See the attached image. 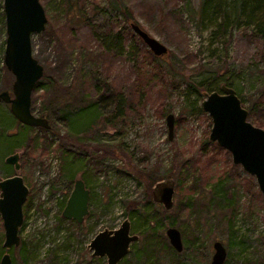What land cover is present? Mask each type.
<instances>
[{
  "label": "rangeland",
  "instance_id": "1",
  "mask_svg": "<svg viewBox=\"0 0 264 264\" xmlns=\"http://www.w3.org/2000/svg\"><path fill=\"white\" fill-rule=\"evenodd\" d=\"M40 1L48 21L44 31L32 36L33 55L46 75L56 79L57 92L71 85V105L51 119L54 131L31 128L27 134L37 141L28 143L19 135L21 124L9 106L0 103V179L14 173L3 159L17 151L18 174L28 187L20 245L9 251L13 264H105V258L91 256L87 245L98 231L117 228L126 218L133 231L137 220L129 218V211L141 214L147 204L143 181L134 177L138 169L152 172L159 181L171 178L175 187L172 208L152 203L151 212L161 219V226L151 221L134 230L139 235L137 246L144 238L140 232L151 233L153 228L169 244L165 230L173 226L180 231L182 250L167 248L163 264H210L215 241L225 247L223 264H263L264 198L254 177L234 165L227 150L208 140L211 120L207 113L197 114L203 95H197L191 85L209 79L216 87L226 82L246 109L260 103L255 109L264 117L261 32L243 17L232 25L230 19L224 32L209 19L200 22L201 0ZM82 4L89 21L98 29L120 31L126 51L132 44L139 49L136 56L101 54L84 16L79 22ZM123 7L131 10L134 19L124 22ZM1 12L2 0L0 18ZM131 22L163 43L167 54L157 59L134 34ZM4 46L5 23L0 22V91L10 90L13 81L4 64ZM96 78L105 80L110 89L95 90L94 82L101 85ZM38 82L32 98L61 94L50 92L46 76ZM114 92L124 94L132 109L112 126L94 119L90 124L94 129L84 132L87 120H79V110L91 101L95 116L112 113ZM38 106L33 108L36 114ZM169 113L174 122L171 139L166 124ZM68 123L75 135L69 133L71 137L62 141L58 135H67ZM64 149L76 153L72 162L76 178H82L90 190L92 215L80 230L67 220L59 221L64 195L68 197L72 189L66 190L60 174ZM2 241L0 220V256Z\"/></svg>",
  "mask_w": 264,
  "mask_h": 264
},
{
  "label": "water",
  "instance_id": "2",
  "mask_svg": "<svg viewBox=\"0 0 264 264\" xmlns=\"http://www.w3.org/2000/svg\"><path fill=\"white\" fill-rule=\"evenodd\" d=\"M5 23L4 64L12 74L10 90L0 91V103L9 106L11 115L21 124L49 129L45 117L36 115L31 109V98L37 82L44 75V67L33 55L32 36L45 30L48 21L40 0H2ZM130 28L156 57L167 54V47L149 35L137 23L131 22ZM264 59V46L262 48ZM202 109L211 120L208 135L210 142L227 150L234 165L253 176L258 190L264 198V128L248 120V110L243 106L235 90L225 84L218 89L203 91ZM168 138L173 135V114L166 116ZM19 153L6 158L13 163L16 174L0 180V220L3 227L0 264H12L10 250L20 245L19 230L24 221L23 205L28 194L21 175ZM175 182L171 178L157 181L151 188L153 203L165 209L173 206ZM90 190L82 178H76L61 211L64 219L82 224L89 214ZM165 235L170 246L182 250L180 231L173 226L167 227ZM139 235L131 233L129 219H124L117 228H104L89 241L91 256L105 258V264H118L129 253L130 247L137 242ZM214 253L210 264H223L226 250L220 241L213 243ZM264 253V252H263ZM264 264V256H263Z\"/></svg>",
  "mask_w": 264,
  "mask_h": 264
},
{
  "label": "trees",
  "instance_id": "3",
  "mask_svg": "<svg viewBox=\"0 0 264 264\" xmlns=\"http://www.w3.org/2000/svg\"><path fill=\"white\" fill-rule=\"evenodd\" d=\"M118 8H115V9H118ZM227 8H230L231 10H226ZM85 9L87 8L82 4L81 10H80L81 16L78 18L79 22H83L82 16H84L83 18L84 25L88 26L91 29L90 36L92 40L94 42H97L98 46L100 45V47L102 48L101 50L103 51V53L101 54H105L107 56H121V55H124L125 53H130L131 55L136 56L135 53L139 49L136 46H134V44H132L131 46H129L128 50L126 51L125 43H124L125 39L123 38L120 31L114 32L111 29L110 30L109 29L108 30L98 29V27H96V25L93 24L92 21H89L86 15L87 12ZM121 11H122L121 14H122L124 22L134 19L133 13L131 12V10L127 9V7H123ZM197 15H198V19L200 22H202L205 19H209L211 22H213L216 25V27L219 28V32H224L227 30L226 29L227 24L230 19H231L230 25H232L234 23H237L240 17H243L247 21L248 24L255 25V28L259 32H261L262 37L264 39V0H201V6L197 12ZM0 22L2 23V26H4L3 12H1ZM93 57L95 58L99 56L98 54H94ZM156 58L159 59L158 57ZM45 76L48 79L47 87L49 88L50 92L55 93L57 89L55 88L57 84L56 79L54 77H49L48 75H46V71L44 70L43 77ZM97 76L98 75L96 74V77ZM95 81H98L101 83L100 85V84H97V82H94L95 90H99V87L101 88L105 87L104 91H107L108 89H110L108 85L106 84L105 80L103 81L99 78H96ZM210 82H211V79L203 81V82H199L197 84H191L192 89L197 93V95L202 96L203 91L216 90L219 88L221 84H225L228 86L226 82H221V84L218 85V87H216V86H212ZM39 85L40 83L38 82L36 88H38ZM103 85H106V86H103ZM70 89H71V85L68 84V86L63 88L61 92L56 91L57 93H61L60 95H52L51 97H47L46 95L39 96V97H42L41 103H39L38 101L39 97L31 98L32 111L36 105L37 106L39 105L38 106L39 111L37 112V114L36 113L35 114L38 116L45 117L50 124L51 119L53 118V116L56 115V113H58L60 109L68 110L70 108L71 104L69 103L70 102L69 97H71V95H70V92H68L70 91ZM64 94H65V97H64ZM113 98H114L113 112L108 115L105 114L102 116L100 114H97V116H95L93 114V111H95L94 102L86 101V105H84L82 109L79 110V120L80 121L81 119L84 121L87 120L86 121L87 126L86 128L83 129L85 130L84 132H86V130L94 129V127L90 126V124L94 121V119L99 123H104V124H108L112 126L116 124L119 118H122L124 116L127 110L132 109V105H130L129 103L130 101L124 94L114 92ZM259 105L260 103L255 102L249 108V110L247 109L248 110V120H250L249 118L252 117L251 123L253 122V124H255L256 126L264 128V117L260 116L259 115L260 111H257L255 109L256 107L258 108ZM199 113H203V114L206 113L202 109L201 106H199V108L197 109V114ZM162 115H164V113H162ZM69 123L67 127L65 128L66 131L68 132V133L66 132L67 135L65 136L58 135L62 141L66 140L67 136H70L69 133H72L73 135H75L73 127ZM19 128H20L19 135L22 134L25 139L27 138L28 143L37 141V138H33L27 134V132L31 128H37L44 132L54 131L53 126H51V124H50L49 129H43L40 127H31V126H26L23 124H21ZM1 139H2V133H0V141ZM26 148L27 147H25V149ZM58 148L62 150L65 147H63L62 145H58ZM102 151L103 153H105L104 149H102ZM63 153L64 154L62 155L63 156L62 163L60 162L61 163L60 174H61V177L64 178V180L66 181V187H67L66 190H69L73 186V182L76 179V174L73 169L72 162L77 158V156H76V153H73L71 151H66L65 149ZM134 177L138 179L139 181L140 180L143 181L142 183L144 184L145 189H146V192H144L145 194L144 200H146L147 204H145L144 211L141 214H136L135 210L129 211V215H128L129 218L133 219L134 222H135V219L137 220L136 222L137 225L134 224V228L132 229L133 232L137 226L142 228L144 225L151 223V221H154L155 227H159V225L161 226V219L159 217L158 218L154 217L152 214L153 212H151L154 204H152L153 202H151V195L148 194L152 186L157 181H159V179L155 177V175L152 174V172L151 173L145 172L143 169L142 170L138 169L136 173L134 174ZM85 185H86V182H85ZM66 199H67V196L64 195V199H63V202L61 203L60 209L63 208ZM91 204H92V201L89 200V209H90ZM90 215H92V212L89 210L88 216ZM63 220H67V219H64L62 216H59V221H63ZM67 221L75 229H79V230L82 229L83 223L77 224L76 222L72 220H67ZM22 225H24V222ZM140 233L144 236V238L141 241L142 244H140L141 246L140 247L137 246L136 242L133 243L130 247V251L128 255L123 260H121L118 264H163L166 260L165 253L167 251V248H170L172 250L171 246L168 243L166 244L163 238L161 239V237H159L160 236L159 233L157 232L158 233L157 234L154 228L151 233L145 234V229H143ZM21 243L23 245L26 244L24 241H22ZM171 264H180V263L179 261L178 262L175 261Z\"/></svg>",
  "mask_w": 264,
  "mask_h": 264
},
{
  "label": "flooded vegetation",
  "instance_id": "4",
  "mask_svg": "<svg viewBox=\"0 0 264 264\" xmlns=\"http://www.w3.org/2000/svg\"><path fill=\"white\" fill-rule=\"evenodd\" d=\"M31 127H32V126H31ZM15 152H17V151H15ZM15 152H13V153H15ZM13 153H10V154H8L6 157H4V159H3V164H4L6 167L13 168V170H14V173H12V174H10V175H5V176H4V177H2L1 179H3V178H6V177H9V176H12V175L16 174V171H15V166H14V164H13V163H7V162H6V158H7L9 155L13 154ZM18 153H19V152H18ZM19 158H20V153H19ZM19 158H18V162H19V164H20ZM20 167H21V164H20ZM1 179H0V180H1ZM130 229H131V228H130ZM131 233H133V231H131Z\"/></svg>",
  "mask_w": 264,
  "mask_h": 264
}]
</instances>
